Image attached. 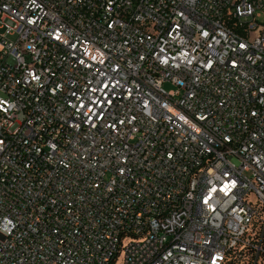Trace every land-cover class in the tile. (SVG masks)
<instances>
[{"label": "built area", "instance_id": "built-area-1", "mask_svg": "<svg viewBox=\"0 0 264 264\" xmlns=\"http://www.w3.org/2000/svg\"><path fill=\"white\" fill-rule=\"evenodd\" d=\"M0 264H264V0H0Z\"/></svg>", "mask_w": 264, "mask_h": 264}, {"label": "rangeland", "instance_id": "rangeland-1", "mask_svg": "<svg viewBox=\"0 0 264 264\" xmlns=\"http://www.w3.org/2000/svg\"><path fill=\"white\" fill-rule=\"evenodd\" d=\"M162 88L165 90V91H169V90H172L173 89V86H171L170 84L168 83H164L162 85Z\"/></svg>", "mask_w": 264, "mask_h": 264}]
</instances>
